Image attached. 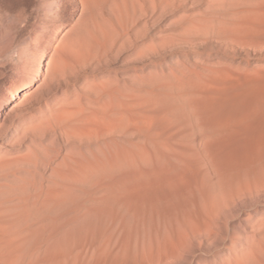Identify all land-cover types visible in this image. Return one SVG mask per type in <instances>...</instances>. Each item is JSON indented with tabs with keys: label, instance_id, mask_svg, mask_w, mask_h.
I'll return each mask as SVG.
<instances>
[{
	"label": "rangeland",
	"instance_id": "374dc122",
	"mask_svg": "<svg viewBox=\"0 0 264 264\" xmlns=\"http://www.w3.org/2000/svg\"><path fill=\"white\" fill-rule=\"evenodd\" d=\"M81 115L152 148L161 209L93 264H264V0H0V172L53 183Z\"/></svg>",
	"mask_w": 264,
	"mask_h": 264
},
{
	"label": "bare ground",
	"instance_id": "6f19581e",
	"mask_svg": "<svg viewBox=\"0 0 264 264\" xmlns=\"http://www.w3.org/2000/svg\"><path fill=\"white\" fill-rule=\"evenodd\" d=\"M67 112L65 118L75 120V114ZM76 119L79 122L70 126L79 135V151L64 155L61 174L53 183L21 175L19 182H12L10 170L0 172V264H93L101 236L126 226L131 233L136 225L129 216L145 219L155 210L161 212L146 204L145 194L137 206L143 213L135 206L138 195L142 197L139 189L150 191L158 177L156 167L142 158V153L152 157V148L134 139L129 145L131 138L112 126V119L97 125L90 124L87 115ZM165 164V170L174 165L168 158ZM104 246L112 252L110 242Z\"/></svg>",
	"mask_w": 264,
	"mask_h": 264
}]
</instances>
